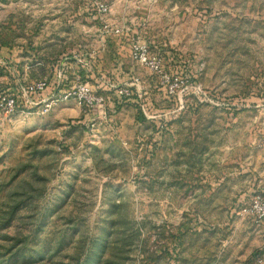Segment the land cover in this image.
Listing matches in <instances>:
<instances>
[{"label": "rangeland", "instance_id": "1", "mask_svg": "<svg viewBox=\"0 0 264 264\" xmlns=\"http://www.w3.org/2000/svg\"><path fill=\"white\" fill-rule=\"evenodd\" d=\"M34 82L115 112L0 115V264H264V0H0V97Z\"/></svg>", "mask_w": 264, "mask_h": 264}, {"label": "built area", "instance_id": "2", "mask_svg": "<svg viewBox=\"0 0 264 264\" xmlns=\"http://www.w3.org/2000/svg\"><path fill=\"white\" fill-rule=\"evenodd\" d=\"M98 19L103 23V33L121 37L124 31L119 27H112L107 20L109 8L106 4H98ZM93 58V56H92ZM131 58L133 63L147 69L150 73L161 75L163 83L168 86L171 94L177 93L179 84L170 75L165 73V60L160 53L152 52L148 43L141 38L134 39L131 43ZM138 79L131 87H116L120 98L130 100L133 98L132 88H137ZM105 95L99 93L89 83H78L72 88L62 91L48 89L43 82H34L28 87L20 85L17 93L6 94L0 97V115L14 117L21 114L46 116L56 107L65 104L76 105L83 113L84 119L79 122L86 129L95 131L104 123H109L115 111L107 109ZM244 213L251 218L254 224L264 223V197L257 195L253 198Z\"/></svg>", "mask_w": 264, "mask_h": 264}, {"label": "trees", "instance_id": "3", "mask_svg": "<svg viewBox=\"0 0 264 264\" xmlns=\"http://www.w3.org/2000/svg\"><path fill=\"white\" fill-rule=\"evenodd\" d=\"M126 100V99H125Z\"/></svg>", "mask_w": 264, "mask_h": 264}]
</instances>
